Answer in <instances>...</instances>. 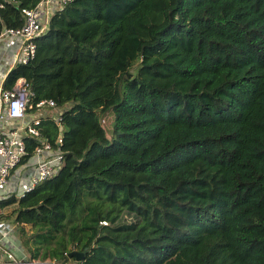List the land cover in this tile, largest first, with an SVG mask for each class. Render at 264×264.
I'll list each match as a JSON object with an SVG mask.
<instances>
[{
  "label": "trees",
  "instance_id": "1",
  "mask_svg": "<svg viewBox=\"0 0 264 264\" xmlns=\"http://www.w3.org/2000/svg\"><path fill=\"white\" fill-rule=\"evenodd\" d=\"M39 1L0 0V34ZM35 41L5 87L26 78L33 112L54 99L63 143L44 112L22 162L48 141L64 164L0 199L30 258L264 264V0H72Z\"/></svg>",
  "mask_w": 264,
  "mask_h": 264
},
{
  "label": "built area",
  "instance_id": "2",
  "mask_svg": "<svg viewBox=\"0 0 264 264\" xmlns=\"http://www.w3.org/2000/svg\"><path fill=\"white\" fill-rule=\"evenodd\" d=\"M72 0H40L34 8H23L25 23L18 28H7L0 34V40L9 39L19 41V45L12 54L10 69L0 77V123L9 119L19 120L20 125L13 128L0 127V199L11 195L7 191L16 169L23 162L27 153L25 136H38L39 130L36 127L40 124L43 111L54 109V118L58 125H61V133L58 143H63L62 137V112L57 102L52 99H42L36 103L39 111H31L34 108L33 92L26 78L20 77L11 88L5 87V79L10 70L17 64H27L32 60L37 51L35 39L43 35L49 29L52 16L62 10ZM0 6H3L0 4ZM57 110V111H56ZM41 111V112H40ZM46 113V112H45ZM44 113V114H45ZM45 152H52L46 154ZM39 159L35 166L31 182L25 192L31 191L37 184L58 173L64 164V153L59 148H53L48 141L36 147L35 155ZM102 224H108L102 221ZM3 248L0 239V249ZM0 264H56L49 259L42 261L28 257H19L14 251L6 250V259L0 260Z\"/></svg>",
  "mask_w": 264,
  "mask_h": 264
},
{
  "label": "crops",
  "instance_id": "3",
  "mask_svg": "<svg viewBox=\"0 0 264 264\" xmlns=\"http://www.w3.org/2000/svg\"><path fill=\"white\" fill-rule=\"evenodd\" d=\"M19 45L17 40L3 39L0 40V77L7 73L10 69L12 62L13 51ZM50 113H56L54 109H46ZM46 111V112H47ZM45 111H43L44 113ZM20 125L19 120L9 119L0 123V127L13 128ZM47 155L52 154V152H45ZM37 156H33L31 159L24 161L16 169H14V176L7 188V191L10 194H16L19 196L22 194L27 186L31 182L32 175L35 172V166L37 165ZM20 193L18 194V192ZM2 212V210H0ZM13 235H15L16 240ZM0 239L2 240L3 248L0 249V260L6 259V250L14 251L19 253L18 249L27 255V250L23 247L20 241V231L17 224L13 220H1L0 221ZM29 256V253H28ZM41 260V259H39Z\"/></svg>",
  "mask_w": 264,
  "mask_h": 264
},
{
  "label": "rangeland",
  "instance_id": "4",
  "mask_svg": "<svg viewBox=\"0 0 264 264\" xmlns=\"http://www.w3.org/2000/svg\"><path fill=\"white\" fill-rule=\"evenodd\" d=\"M47 110H45L46 112ZM57 111V110H56ZM47 113V112H46ZM113 121H114V115L112 113H108L107 115L103 116V119H102V124L103 126L105 127L106 129V132H107V135L110 137L111 134H112V130H113ZM32 158V157H31ZM30 158V159H31ZM20 193V191L18 192V194ZM89 200H95L94 198H91L90 196L89 197H86L85 199V202H84V206L82 208V210L79 211V213L77 214V216L75 217V223L81 225L82 224V220L85 218V216L89 213ZM17 207V205H10L8 207H5L2 210V213L0 212V214H11L13 212V210ZM14 216V215H13ZM14 217H11V220H13ZM68 221V220H67ZM66 221V222H67ZM74 222H70L71 224H73ZM27 229V233L28 234H32L31 232L34 230V228L32 226H27L26 227ZM67 231H70V227L68 226L67 227ZM61 233V232H60ZM62 234V233H61ZM64 236V235H63ZM14 239L16 240V237L15 235H13ZM66 239H61L60 241H58L59 243L61 242H64L67 244V249H71L73 246H72V241L70 239V236L69 234H66L65 235ZM24 247V246H23ZM78 250V249H77ZM19 253H16L17 256L19 257H28V252H27V255L23 252H21L19 249H18ZM55 263L57 264H60L59 262H56L54 261ZM65 264H80L79 261H77L76 259H72V258H69L67 260V262Z\"/></svg>",
  "mask_w": 264,
  "mask_h": 264
},
{
  "label": "water",
  "instance_id": "5",
  "mask_svg": "<svg viewBox=\"0 0 264 264\" xmlns=\"http://www.w3.org/2000/svg\"><path fill=\"white\" fill-rule=\"evenodd\" d=\"M68 256L70 258H75L77 261H82L85 257V252L80 250H73L69 252Z\"/></svg>",
  "mask_w": 264,
  "mask_h": 264
}]
</instances>
